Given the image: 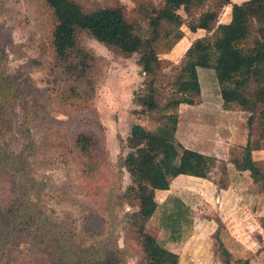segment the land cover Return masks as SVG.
Wrapping results in <instances>:
<instances>
[{
  "label": "rangeland",
  "instance_id": "374dc122",
  "mask_svg": "<svg viewBox=\"0 0 264 264\" xmlns=\"http://www.w3.org/2000/svg\"><path fill=\"white\" fill-rule=\"evenodd\" d=\"M79 1L87 9L122 4L130 17L136 12L137 2H141ZM219 1L207 0L196 12L215 9ZM231 1L242 3L245 0ZM152 2L159 5L163 0ZM177 13L178 20L185 23L189 20L183 7ZM231 17L232 5H224L218 22L228 23ZM141 24L142 34L148 35L147 22ZM53 26L52 10L44 0H0V31L4 34L0 38L3 42L2 71L11 80L30 78L31 83L25 85L31 90L28 101L19 98L11 105L15 119L12 132H5L0 117V143L15 152L25 151L24 156L33 168V174L45 185L40 191L41 205L55 217L74 219L81 242L110 237L122 255L123 264H147L126 223L128 214L137 207L123 198L132 178L121 166V158L131 150L127 146L131 126L134 123L148 128L158 125L156 112L147 115L135 111L141 106L135 102L134 95L142 91L145 79L138 63L140 54L125 56L89 33L81 35L82 44L98 56L95 95L90 105L98 112L102 127H98L97 133L106 153L99 173L89 177L70 143L74 132L96 128L93 122H69L70 116L59 103L57 94L61 73L54 65ZM181 29L184 37L171 50L165 48L172 37L162 39L159 44L162 72L165 73L160 86L166 97L171 93L170 81L185 52L196 38L208 34L204 29L192 32L186 24ZM199 78L204 105L179 107L177 143L225 160L229 186L227 189L220 187L223 175L218 169L209 178L178 176L169 190H160L156 194L160 205L168 197H179L183 201V214L175 226V239H171L170 229L163 228L162 208L148 222L147 231L179 254V264H224L221 246L231 252L234 263L248 258L250 264H262L264 229L260 219L264 216V190L249 171L241 172L234 164V160L242 156L248 140L250 112L223 107L214 69L199 67ZM27 102L28 109L25 108ZM28 110L32 111V118L25 126L30 115ZM25 130L30 131L34 144L28 143ZM253 157L264 169V148L254 150ZM16 194L14 177L0 170V204L16 202ZM175 205L179 207L171 200L169 207ZM27 240L28 236L23 233L16 234L11 240L7 251L12 264H48L49 259L52 261Z\"/></svg>",
  "mask_w": 264,
  "mask_h": 264
},
{
  "label": "trees",
  "instance_id": "16d2710c",
  "mask_svg": "<svg viewBox=\"0 0 264 264\" xmlns=\"http://www.w3.org/2000/svg\"><path fill=\"white\" fill-rule=\"evenodd\" d=\"M44 1L52 10L54 19L51 46L54 65L61 73L57 94L59 103L70 116L69 122H93L96 128L74 132L70 143L89 177L99 173L106 153L97 133L98 127H102L98 112L90 105L95 95L98 56L82 44L81 35L89 33L125 56L140 54L138 63L145 79L142 91L134 95L135 102L141 106L135 111L147 115L156 112L158 125L148 128L134 123L127 137V146L131 150L121 158V166L130 173L132 182L123 198L137 210L128 214L126 223L147 264H179V254L149 233L147 224L162 208L163 228L170 229L174 240L175 226L183 214V201L179 197H168L160 205L157 192L169 190L172 181L180 175L209 178L215 169L223 175L220 187L227 189L229 186L225 160L177 143L180 105L201 103L199 67L215 70L225 109L250 112L248 140L242 156L235 159L234 164L241 172L249 171L264 190V169L253 157L254 150L264 148V0L242 3L220 0L217 8L201 13L196 10L207 0H163L159 5L152 0H141L131 17L122 4L87 9L79 0ZM228 4L232 5L231 20L219 23L220 9ZM180 7L188 16L186 23L178 20ZM142 21L147 22L148 35L141 32ZM183 24L192 32L204 29L208 34L196 38L187 49L176 66L177 71L169 84L171 93L166 97L160 86L165 73L162 72L159 44L162 39L172 37L165 48L171 50L184 37ZM2 34L0 31V38ZM2 43L0 117L5 132L9 133L15 128L11 105L19 98L28 101L31 90L25 85L31 83L30 78L11 80L2 71ZM25 108L28 109V102ZM28 113L25 126L32 118V111L28 110ZM25 135L28 143L34 144L29 130H25ZM24 153V150H9L0 143V170L12 175L17 184L16 202L0 204V264L13 263L8 245L16 234L21 233L28 236L26 242L44 253L45 258L52 259L48 264H123L122 255L110 237L81 242L74 219L55 217L43 208L40 191L45 185L33 174ZM171 200L179 207L170 208ZM260 225L264 229V216ZM221 249L224 264H250L248 258L234 263L231 252L225 246Z\"/></svg>",
  "mask_w": 264,
  "mask_h": 264
},
{
  "label": "crops",
  "instance_id": "0c3cea01",
  "mask_svg": "<svg viewBox=\"0 0 264 264\" xmlns=\"http://www.w3.org/2000/svg\"><path fill=\"white\" fill-rule=\"evenodd\" d=\"M181 40H182V39H181ZM198 71H199V68H198ZM201 87H202V86H201ZM202 89H203V88H202ZM203 95H204V94H203ZM202 99H203V96H202ZM202 99H201V100H202ZM202 101H203V100H202ZM202 103H203V102H201L200 104H196V105H188V104H186V105H188V106H193V107H194V106H196V107H200V106L204 105V104H202ZM184 105H185V104H181L180 107H182V106H184ZM203 153H204V152H203ZM210 155H214V154H210ZM214 156H215V155H214ZM216 157H217V156H216ZM263 253H264V250H263ZM263 253L261 254V259H263V260L261 261L262 264H264V254H263Z\"/></svg>",
  "mask_w": 264,
  "mask_h": 264
}]
</instances>
